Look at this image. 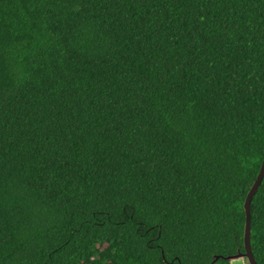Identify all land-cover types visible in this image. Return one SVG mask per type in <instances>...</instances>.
<instances>
[{
  "label": "trees",
  "instance_id": "trees-1",
  "mask_svg": "<svg viewBox=\"0 0 264 264\" xmlns=\"http://www.w3.org/2000/svg\"><path fill=\"white\" fill-rule=\"evenodd\" d=\"M263 160L264 0H0V264H234Z\"/></svg>",
  "mask_w": 264,
  "mask_h": 264
},
{
  "label": "water",
  "instance_id": "water-1",
  "mask_svg": "<svg viewBox=\"0 0 264 264\" xmlns=\"http://www.w3.org/2000/svg\"><path fill=\"white\" fill-rule=\"evenodd\" d=\"M264 178V160L262 162V166L260 169V172L253 183L252 187L250 188L245 202H244V211L246 214V222H245V229H244V247L245 252L244 253H238L233 256H227L223 259L229 260L231 262L243 260L246 264H257L255 257L253 255L252 247H251V202L253 200V197L256 195L262 180ZM222 257L215 256L214 261L211 264H216L217 260Z\"/></svg>",
  "mask_w": 264,
  "mask_h": 264
},
{
  "label": "rangeland",
  "instance_id": "rangeland-1",
  "mask_svg": "<svg viewBox=\"0 0 264 264\" xmlns=\"http://www.w3.org/2000/svg\"><path fill=\"white\" fill-rule=\"evenodd\" d=\"M233 263L234 264H246L245 261H243V260L235 261Z\"/></svg>",
  "mask_w": 264,
  "mask_h": 264
}]
</instances>
